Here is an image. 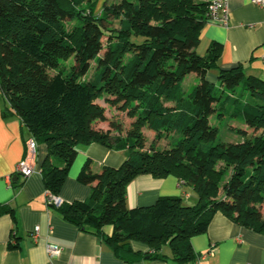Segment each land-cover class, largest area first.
Here are the masks:
<instances>
[{"label":"trees","instance_id":"obj_1","mask_svg":"<svg viewBox=\"0 0 264 264\" xmlns=\"http://www.w3.org/2000/svg\"><path fill=\"white\" fill-rule=\"evenodd\" d=\"M107 2L0 0L3 114L18 118L29 137L46 146L40 167L45 190L59 194L81 146L129 151L118 168L94 173L89 162L83 166L78 180L90 187V196L64 203L58 208L63 218L99 236L128 264L137 256L163 260L165 246L174 261H194L190 240L206 232L216 213L264 235V81L246 75L241 65L219 69L218 48L196 53L209 3ZM210 71H217L216 84L207 79ZM192 74L198 83L185 95L182 84ZM99 98L133 119L125 137L118 124L110 122L106 131L95 127L107 121L95 103ZM224 120L240 125V140L220 139ZM143 128L168 144L144 150ZM145 174L176 177L197 203L163 197L128 209L126 186ZM131 242L148 251L134 253Z\"/></svg>","mask_w":264,"mask_h":264},{"label":"crops","instance_id":"obj_2","mask_svg":"<svg viewBox=\"0 0 264 264\" xmlns=\"http://www.w3.org/2000/svg\"><path fill=\"white\" fill-rule=\"evenodd\" d=\"M227 8L228 26L206 23L200 30L196 53L202 56L209 48H218L219 69L241 65L246 75L264 81V7L250 0H230ZM187 77L196 78L193 74ZM207 79L216 84L217 71H210ZM5 105L0 91V264H128L115 256L99 236L80 230L67 222L58 209L45 205L46 190L40 174L47 154L45 145L38 144L34 173L14 180L29 134L18 118L3 114ZM128 156L127 149H107L98 144L79 147L58 196L66 204L85 201L91 189L78 180L83 166L89 162L91 170L98 173L102 167H120ZM125 193L130 210L152 206L163 197H178L188 206L197 203L193 190L171 175H138L127 184ZM36 227L39 232L34 242ZM111 231V227L103 228L105 234ZM46 243L60 246L58 258H48ZM190 245L196 259L184 264H264V235L232 223L221 213L213 216L205 233L191 238ZM130 246L134 253L148 251L137 242ZM162 254L163 260L137 256L129 264H181L173 260L168 246Z\"/></svg>","mask_w":264,"mask_h":264},{"label":"built area","instance_id":"obj_3","mask_svg":"<svg viewBox=\"0 0 264 264\" xmlns=\"http://www.w3.org/2000/svg\"><path fill=\"white\" fill-rule=\"evenodd\" d=\"M230 0H213L208 4L209 22L216 23L220 26L226 27L229 22L228 2ZM252 4L264 7V0H250ZM38 144L29 137L25 142V154L22 160L15 168V176L28 178L35 171V159L37 154ZM11 183V178L8 179V184ZM64 204L63 200L58 196L48 191L45 192V205L48 208L58 209ZM39 228L36 227L33 233V241L36 242L38 238ZM45 251L50 260L56 259L61 254V248L56 243H46Z\"/></svg>","mask_w":264,"mask_h":264},{"label":"rangeland","instance_id":"obj_4","mask_svg":"<svg viewBox=\"0 0 264 264\" xmlns=\"http://www.w3.org/2000/svg\"><path fill=\"white\" fill-rule=\"evenodd\" d=\"M107 1H108L107 4H111L113 2H116L117 0H107ZM114 25H116V24L113 23V26ZM93 67H94V65L92 63V69H91L90 73L85 78L89 79L91 77V75L93 73ZM197 83H198V80H196V78L193 77V79H190V77H186L183 81V84H182L183 85V91H184L185 95H188V93H190L192 88ZM241 92L242 91H240V93H238V94H241ZM243 96H244V100H245V98H246L245 93H242V97ZM95 103L103 108L104 115L107 119L106 122H97L95 124V127L98 130L106 131L109 129V123L112 122L113 124H118L119 127H121L122 132H121L120 136L125 137V134L128 130H130V124L133 121V119H131L127 116L126 111L121 110L116 105H113V106L109 105L103 98L97 99ZM218 127L220 129L219 137L223 141L234 142V141L240 140V136H237L235 133L240 128L239 124L230 123L228 120H224L218 124ZM113 134H115V133H113ZM141 134H142V139H143V149L148 150L150 144L156 142V141H154L155 134L146 128L142 129ZM167 144H168V139L164 138V139H161L160 141L156 142L155 147L157 149H163ZM137 150H139V149H137ZM263 214H264V209H263Z\"/></svg>","mask_w":264,"mask_h":264},{"label":"water","instance_id":"obj_5","mask_svg":"<svg viewBox=\"0 0 264 264\" xmlns=\"http://www.w3.org/2000/svg\"><path fill=\"white\" fill-rule=\"evenodd\" d=\"M17 177H18V176H15L14 180H17ZM12 181H13V179H12Z\"/></svg>","mask_w":264,"mask_h":264}]
</instances>
